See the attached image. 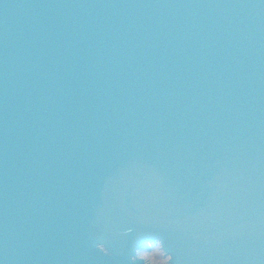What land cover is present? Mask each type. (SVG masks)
<instances>
[{
	"label": "water",
	"instance_id": "water-1",
	"mask_svg": "<svg viewBox=\"0 0 264 264\" xmlns=\"http://www.w3.org/2000/svg\"><path fill=\"white\" fill-rule=\"evenodd\" d=\"M264 264V0H0V264Z\"/></svg>",
	"mask_w": 264,
	"mask_h": 264
},
{
	"label": "rangeland",
	"instance_id": "rangeland-1",
	"mask_svg": "<svg viewBox=\"0 0 264 264\" xmlns=\"http://www.w3.org/2000/svg\"><path fill=\"white\" fill-rule=\"evenodd\" d=\"M137 256L148 264H168V257L163 254L157 244L151 246V251L139 252Z\"/></svg>",
	"mask_w": 264,
	"mask_h": 264
}]
</instances>
